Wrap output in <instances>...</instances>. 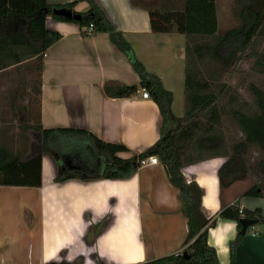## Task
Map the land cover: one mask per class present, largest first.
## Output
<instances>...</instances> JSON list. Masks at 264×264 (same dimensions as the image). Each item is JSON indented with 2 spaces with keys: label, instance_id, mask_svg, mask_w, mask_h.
<instances>
[{
  "label": "crops",
  "instance_id": "0c3cea01",
  "mask_svg": "<svg viewBox=\"0 0 264 264\" xmlns=\"http://www.w3.org/2000/svg\"><path fill=\"white\" fill-rule=\"evenodd\" d=\"M79 0H48L66 5ZM169 1L96 0L114 29L132 47L147 72L160 79L173 95L172 112L184 116L186 37L152 29L150 9ZM90 6L79 2L74 11ZM47 29L61 35L44 57L43 70L35 59L0 71V150L28 161L44 130L73 129L84 135L58 134L52 152L43 154L42 187L0 186V264H142L182 253L188 235L180 192L166 168H138L127 178L84 180L101 176L110 162L93 137L125 146L121 159L138 156L161 137L162 115L142 88L126 98H110L105 86H139L141 79L128 57L106 33L83 34L75 23L47 19ZM229 161L218 157L186 167L182 174L203 192L201 210L216 217L208 242L220 264H230V245L238 237L237 223L218 218L236 203L249 211L264 198L243 197L257 183L220 186L219 172ZM59 174L72 177L57 181ZM262 182V181H261ZM236 250V264H264V224L253 227ZM252 232V231H250Z\"/></svg>",
  "mask_w": 264,
  "mask_h": 264
},
{
  "label": "trees",
  "instance_id": "16d2710c",
  "mask_svg": "<svg viewBox=\"0 0 264 264\" xmlns=\"http://www.w3.org/2000/svg\"><path fill=\"white\" fill-rule=\"evenodd\" d=\"M79 2H87L90 6L86 13H78L82 16L80 22L68 21L53 14L58 9L74 11ZM235 2L239 8L240 26L221 35L218 33L216 0H184L182 7L163 1L161 6L149 10L155 33L176 32L186 37L184 116L177 118L172 112V93L136 59L130 44L114 29L96 0H79L57 6L50 5L48 0H0V71L35 59L42 72L45 54L61 39L60 34L47 29L49 17L58 22L78 24L82 30L93 25L94 33L110 35L112 43L128 57L141 79L139 86L107 84L106 95L126 98L142 88L149 91L158 105L163 122L161 137L155 145L131 159H121L118 154L128 151L125 146L107 144L89 134L97 147L109 155L110 162L99 177H74L84 180L123 179L139 168L140 159L149 156L159 158L168 172L170 183L180 192L183 212L188 220V235L182 253L142 264H220L216 249L208 242L209 230L216 225L217 219L204 216L201 210L203 192L196 183L186 181L182 170L218 157H228L229 161L219 172L220 186L225 189L249 175L252 148H257L264 155V88L251 84L249 91L253 102L248 103L226 84L217 87L222 75L228 74L248 52L256 55V65L264 74V47L261 52L256 50L259 45H264V0ZM225 117H230L241 133V139L231 138L229 145L223 126ZM37 130L42 138L40 144L34 147V156L30 160L23 161L9 151L0 150V186L42 187L43 154L53 151L54 136L87 133L73 129L44 130L42 127ZM256 168L260 183L249 188L243 197L264 198V157ZM69 178L72 177L59 174L57 181ZM243 217L258 221L257 225L264 224L260 209L241 210L239 203L224 208L218 216L237 223L239 234L230 245V264H236V250L245 237L240 235Z\"/></svg>",
  "mask_w": 264,
  "mask_h": 264
},
{
  "label": "rangeland",
  "instance_id": "374dc122",
  "mask_svg": "<svg viewBox=\"0 0 264 264\" xmlns=\"http://www.w3.org/2000/svg\"><path fill=\"white\" fill-rule=\"evenodd\" d=\"M219 20V35L224 34L226 31L240 26L238 17L239 8L235 0H216ZM264 45L261 44L256 49L261 52ZM257 57L248 52L238 63H235L232 70L222 75L220 83L217 87L226 84L233 92L237 93L244 101L248 103L253 102V96L249 91V86L255 84L264 88V74L259 72V67L256 65ZM227 103V101H225ZM223 126L228 136V145L232 143V139H241V133L237 126L233 123L230 117H225ZM264 155L257 149L252 148L249 154L250 173L245 179V182L257 183L261 179L257 175V163L263 159Z\"/></svg>",
  "mask_w": 264,
  "mask_h": 264
},
{
  "label": "water",
  "instance_id": "95a60500",
  "mask_svg": "<svg viewBox=\"0 0 264 264\" xmlns=\"http://www.w3.org/2000/svg\"><path fill=\"white\" fill-rule=\"evenodd\" d=\"M54 15L60 16L68 21H76V22H80L82 20V16L78 13H75L73 10L70 9H58V10H54L53 11ZM241 225H242V230L240 232L241 236H246L247 235V231L252 228L255 227L258 224V221L256 220H249L246 218H242L241 219ZM185 255H187V253H185Z\"/></svg>",
  "mask_w": 264,
  "mask_h": 264
},
{
  "label": "built area",
  "instance_id": "2783aa9c",
  "mask_svg": "<svg viewBox=\"0 0 264 264\" xmlns=\"http://www.w3.org/2000/svg\"><path fill=\"white\" fill-rule=\"evenodd\" d=\"M82 31H83V34H85V35H89V36L93 35L94 34V26L90 25L88 28H86V29H84ZM45 57H47V54H45ZM142 98L146 99V100L151 98L150 93H149L148 90L142 89ZM159 164H160V160H159V158L157 156H149V157L140 159L138 161L139 168H147V167H152V166H156V165H159ZM240 208H241V210L244 209V207H242V206ZM250 229H252L251 230L252 232H250L251 235L253 237H255L256 233L253 231V227L250 228Z\"/></svg>",
  "mask_w": 264,
  "mask_h": 264
}]
</instances>
